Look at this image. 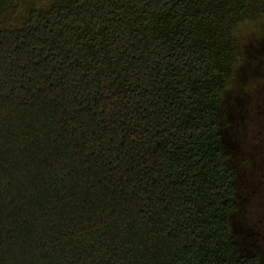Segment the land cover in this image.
I'll return each mask as SVG.
<instances>
[{
	"label": "trees",
	"instance_id": "1",
	"mask_svg": "<svg viewBox=\"0 0 264 264\" xmlns=\"http://www.w3.org/2000/svg\"><path fill=\"white\" fill-rule=\"evenodd\" d=\"M262 16L264 0H53L0 26V264H264L235 226L219 111L234 32Z\"/></svg>",
	"mask_w": 264,
	"mask_h": 264
},
{
	"label": "rangeland",
	"instance_id": "2",
	"mask_svg": "<svg viewBox=\"0 0 264 264\" xmlns=\"http://www.w3.org/2000/svg\"><path fill=\"white\" fill-rule=\"evenodd\" d=\"M53 0H18L0 15L1 27H15L30 8ZM242 57L221 97L223 143L238 169L241 210L235 226L253 250H264V16L240 24L235 32Z\"/></svg>",
	"mask_w": 264,
	"mask_h": 264
}]
</instances>
